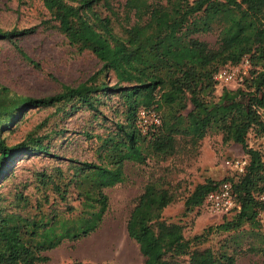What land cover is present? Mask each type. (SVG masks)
Instances as JSON below:
<instances>
[{
    "label": "trees",
    "instance_id": "1",
    "mask_svg": "<svg viewBox=\"0 0 264 264\" xmlns=\"http://www.w3.org/2000/svg\"><path fill=\"white\" fill-rule=\"evenodd\" d=\"M39 1L66 43L79 54L90 53L99 68L82 83L61 85L58 93L43 98L21 96L0 85V177L20 156L54 157L50 132L37 136L32 131L15 144L6 143L3 133L29 110L54 109L63 118L82 109L96 119L102 99L114 95L122 120L115 121L109 133L88 137L100 142L94 162L71 161V172L62 173V179L60 173L54 178L38 175L36 183L52 189L62 200V211L53 203L47 206V196L31 201L21 193L0 207V264H46V252L99 228L107 209L104 190L125 180V163L144 165L149 157L164 161L174 155L179 140L194 148L208 133L219 134L222 144L238 145L246 164L242 173L228 169L230 175L220 181L195 185L183 199V214L201 207L207 193L228 183L236 206L231 218L185 239L179 224L162 218L163 209L176 198L156 178L136 197L126 235L137 246L142 264H234L238 242L232 234L246 226L254 238L247 249L260 255L264 264V201L259 200L264 196V154L246 143L249 133L264 136V0H221L209 22L198 29L216 30L214 49L187 39L195 59L204 65L219 59L235 65L247 55L249 69L242 82L233 89L221 87L217 96L212 80L216 69L199 71L189 60L179 63L161 53V43L213 0H124L117 7L109 0ZM33 32L34 28L0 30V41L14 44ZM15 49L33 64L19 47ZM139 109L153 111L159 125L141 132L136 125ZM221 233L232 234L215 250L201 248L211 234ZM227 242L235 248L229 249Z\"/></svg>",
    "mask_w": 264,
    "mask_h": 264
},
{
    "label": "rangeland",
    "instance_id": "2",
    "mask_svg": "<svg viewBox=\"0 0 264 264\" xmlns=\"http://www.w3.org/2000/svg\"><path fill=\"white\" fill-rule=\"evenodd\" d=\"M109 1L114 7L121 6L124 2ZM219 2L222 1L213 0L199 13L191 15L171 39L161 43V53L179 63L189 60L199 71L229 66L228 62L224 63L221 59L204 65L195 59L194 53L187 45V39H196L204 42L210 49L216 47V30L200 32L198 29L202 24L209 22ZM228 25L230 23L223 26L226 29ZM28 28H34V32L18 38L14 44L0 41V85L13 93L31 98L51 96L59 92L61 85L74 87L98 70L99 63L90 53H77L55 30L54 23L39 0H0V30L19 31ZM229 30L231 32L232 27H229ZM14 45L19 47L33 64L22 58ZM247 48L248 46L245 47ZM34 64L37 66L34 67ZM107 82L112 84L113 79L109 77ZM218 94L219 89H216L214 95ZM98 109L101 114H98L96 119H92L91 114L82 109L63 118L60 113H55L54 109L29 110L3 133L7 144H15L32 131L37 136L50 132V153L54 157L29 154L15 160L0 177V207H6L15 194L21 193L29 196L31 201L40 200L43 195L47 196V206L53 203L51 206L55 210L62 211V200L51 188L44 189L38 185L37 177L42 173L54 178L60 173L62 179V173L65 176L71 172V161L94 162L97 159L96 151L100 142L95 137H88L109 133L114 129L113 123L122 120L118 115L122 108L119 99L114 95L103 98ZM246 143L249 148L264 154V136L256 137L249 133ZM244 156L238 145L222 144L219 134L208 133L194 148L179 140L174 155L164 161L149 157L144 165L125 163V180L104 190L107 209L99 228L83 240L62 243V251L67 254L73 245L78 247L89 243L99 246L97 258L94 259L98 263L93 264H142L143 259L137 246L126 235L125 223L143 185L156 178L161 179L176 198L174 203L163 209L162 218L166 222L179 224L185 239L229 220L232 212L213 214L202 207L183 214V199L195 185L205 180L217 182L230 175L225 162L242 159ZM71 205L75 206L76 202L72 201ZM231 234H211L201 248L209 247L215 250L219 243L227 241ZM232 235L237 236L238 242L234 264H261L263 258L247 249L254 243L248 228L244 226ZM227 246L229 249L235 248L229 242ZM57 262L58 259L53 258L49 264H59Z\"/></svg>",
    "mask_w": 264,
    "mask_h": 264
},
{
    "label": "built area",
    "instance_id": "3",
    "mask_svg": "<svg viewBox=\"0 0 264 264\" xmlns=\"http://www.w3.org/2000/svg\"><path fill=\"white\" fill-rule=\"evenodd\" d=\"M248 69L249 62L247 57H242L235 65L216 69L212 74L215 88L220 90L221 87L239 86L242 79L247 75ZM136 125L140 128L141 132H144L149 128L157 127L159 125V118L151 110L139 109L136 115ZM245 164V158L225 162L227 168L237 173H242ZM259 200L264 201V196H260ZM201 207L213 214H227L236 208L230 185L222 183L218 189L207 193Z\"/></svg>",
    "mask_w": 264,
    "mask_h": 264
},
{
    "label": "crops",
    "instance_id": "4",
    "mask_svg": "<svg viewBox=\"0 0 264 264\" xmlns=\"http://www.w3.org/2000/svg\"><path fill=\"white\" fill-rule=\"evenodd\" d=\"M79 246L77 247L73 245L72 250L68 251L67 254L62 251L61 245L49 252H46L45 256L49 258V261L46 264H49L53 258L58 259L57 263L59 264H71L72 262H91L92 264L98 263V261L94 259L97 258V250L99 249V246H94L89 243H84Z\"/></svg>",
    "mask_w": 264,
    "mask_h": 264
}]
</instances>
